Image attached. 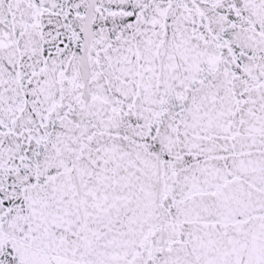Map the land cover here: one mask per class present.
I'll return each mask as SVG.
<instances>
[{
	"label": "snow or ice",
	"instance_id": "1",
	"mask_svg": "<svg viewBox=\"0 0 264 264\" xmlns=\"http://www.w3.org/2000/svg\"><path fill=\"white\" fill-rule=\"evenodd\" d=\"M0 264H264V0H0Z\"/></svg>",
	"mask_w": 264,
	"mask_h": 264
}]
</instances>
